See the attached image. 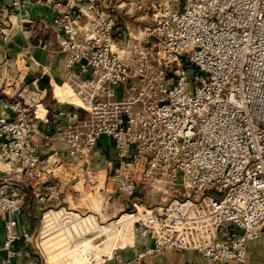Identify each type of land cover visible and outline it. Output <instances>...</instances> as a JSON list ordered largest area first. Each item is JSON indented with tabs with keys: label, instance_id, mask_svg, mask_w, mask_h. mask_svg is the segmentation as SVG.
I'll return each instance as SVG.
<instances>
[{
	"label": "built area",
	"instance_id": "obj_1",
	"mask_svg": "<svg viewBox=\"0 0 264 264\" xmlns=\"http://www.w3.org/2000/svg\"><path fill=\"white\" fill-rule=\"evenodd\" d=\"M147 2L150 24L142 38L126 39L112 0H57L55 39L41 46L64 55L80 104H65L64 123L51 130L40 126L50 124L49 107L40 114L39 102L31 110L20 96L0 115V157L10 170L0 185V213L8 214L0 264H12L15 243L34 244L40 232L14 215L26 188L45 203L40 213L57 190L52 169L40 168V133L46 145L63 141L68 161L88 175L99 139L110 137L117 164L105 171L107 185L127 198L156 172L183 180L181 195L144 212L134 197L136 210L126 213L133 240L99 264H148L168 249L194 250L208 264H245L248 242L264 237V0ZM75 213L66 215L93 222Z\"/></svg>",
	"mask_w": 264,
	"mask_h": 264
},
{
	"label": "crops",
	"instance_id": "obj_2",
	"mask_svg": "<svg viewBox=\"0 0 264 264\" xmlns=\"http://www.w3.org/2000/svg\"><path fill=\"white\" fill-rule=\"evenodd\" d=\"M144 1L133 0V6L124 11L120 8L123 3L117 4L115 0H112L126 39L129 34L142 38L144 26H141L140 22L128 21L124 15L125 13H134V16L137 14L139 16ZM134 5L137 6L136 9ZM58 8L57 0H24L17 6L11 5V0H0V115L11 114L9 105L14 97L20 96L31 110L34 109V104L39 102L40 114L46 112L45 106L49 107L47 116L50 119V124L45 125L43 121L40 122L42 129L49 130L57 124L62 125L65 121L64 116L59 113L65 104L56 101L51 104V92H54L59 101L70 99L65 88V84L68 85V83L64 68V55L59 51L50 53L41 46V42H53L55 39L53 18ZM4 32L9 34V41L2 39ZM28 55H31L32 58L26 59ZM33 140L38 144L41 158L40 168L43 170L52 169V173L57 176V190L53 199L55 201L67 189L69 182H67L66 176L79 175L83 168L76 161H68V150L63 141L55 140L52 145H46L41 133L35 134ZM112 143L110 137L102 136L93 156L95 167L99 168L100 164L103 172L117 164ZM61 161H63L62 164ZM9 171L8 165L0 157V185L3 176ZM72 177L68 179L71 180ZM14 184L19 183L14 181L8 183V190L14 187ZM26 190L27 199L23 210L14 215L18 218L20 226L24 225L36 232L40 208L45 207V203H41L35 198L31 188L27 187ZM60 211L76 214L64 207L46 211L39 239H45L47 231L51 228L53 217ZM7 219V213H0V257L3 255L1 247L7 235L5 227ZM101 226L109 228V223L106 222ZM15 247L18 250V255L12 264H42L35 244L18 241L15 243ZM48 257L51 258L49 254ZM148 264H208V262L194 250L168 249L152 255L148 259ZM245 264H264V240L257 239L248 242V256Z\"/></svg>",
	"mask_w": 264,
	"mask_h": 264
},
{
	"label": "rangeland",
	"instance_id": "obj_3",
	"mask_svg": "<svg viewBox=\"0 0 264 264\" xmlns=\"http://www.w3.org/2000/svg\"><path fill=\"white\" fill-rule=\"evenodd\" d=\"M132 2L133 0H115L117 4L123 3L120 8L124 11L133 6ZM142 4L139 16L138 14L134 16V13H125L124 16L128 21L140 22V25L145 27L150 24L151 14L147 0ZM134 6L136 9L137 6ZM66 89L71 88L66 85ZM51 94V104L55 101L63 104H80L76 94L75 99L63 101H59L53 91ZM98 167L92 170L93 173L90 175L81 174L80 177L77 176L72 180L68 178L74 174L66 176L69 182L67 189L38 215L39 231L44 214H46L45 211L58 210L62 207L79 213L81 217L91 214L88 218H92L94 222L83 218L70 219L64 211L57 213L52 219L51 228L47 231L45 239H39V234H36V239L33 241L42 264H99L105 254L110 255L112 251L121 249L133 240L135 234L133 220L126 213L136 210L133 205L134 197L139 200L140 204L145 205L139 207L144 212L146 206L164 199L165 196L170 198L172 195H181L185 191L181 177H177L172 182L167 175L156 172L153 178L142 181L136 191L127 198L126 194L111 190L110 185H107L109 181L106 178V172L102 171L100 164ZM106 222L109 223V228L101 226ZM85 232L89 233L81 235ZM96 234L98 237L91 240L90 238ZM257 239L264 240V237Z\"/></svg>",
	"mask_w": 264,
	"mask_h": 264
},
{
	"label": "bare ground",
	"instance_id": "obj_4",
	"mask_svg": "<svg viewBox=\"0 0 264 264\" xmlns=\"http://www.w3.org/2000/svg\"><path fill=\"white\" fill-rule=\"evenodd\" d=\"M65 88H66V84H65ZM67 92L69 94L70 100L75 99V93L71 89L70 90L67 89Z\"/></svg>",
	"mask_w": 264,
	"mask_h": 264
}]
</instances>
